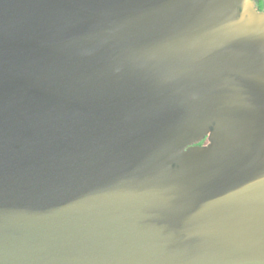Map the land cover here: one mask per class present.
Returning a JSON list of instances; mask_svg holds the SVG:
<instances>
[{
    "label": "water",
    "instance_id": "95a60500",
    "mask_svg": "<svg viewBox=\"0 0 264 264\" xmlns=\"http://www.w3.org/2000/svg\"><path fill=\"white\" fill-rule=\"evenodd\" d=\"M0 264H264L253 0H0Z\"/></svg>",
    "mask_w": 264,
    "mask_h": 264
},
{
    "label": "trees",
    "instance_id": "16d2710c",
    "mask_svg": "<svg viewBox=\"0 0 264 264\" xmlns=\"http://www.w3.org/2000/svg\"><path fill=\"white\" fill-rule=\"evenodd\" d=\"M253 1L255 2V6L258 9V11L264 12V8L261 0H253Z\"/></svg>",
    "mask_w": 264,
    "mask_h": 264
},
{
    "label": "flooded vegetation",
    "instance_id": "af4514ba",
    "mask_svg": "<svg viewBox=\"0 0 264 264\" xmlns=\"http://www.w3.org/2000/svg\"><path fill=\"white\" fill-rule=\"evenodd\" d=\"M211 143V141L209 140V138L208 137H206L201 143H199L200 145H202V146H206V145H208V144H210Z\"/></svg>",
    "mask_w": 264,
    "mask_h": 264
},
{
    "label": "crops",
    "instance_id": "0c3cea01",
    "mask_svg": "<svg viewBox=\"0 0 264 264\" xmlns=\"http://www.w3.org/2000/svg\"><path fill=\"white\" fill-rule=\"evenodd\" d=\"M262 1V5H263V8H264V0H261Z\"/></svg>",
    "mask_w": 264,
    "mask_h": 264
}]
</instances>
